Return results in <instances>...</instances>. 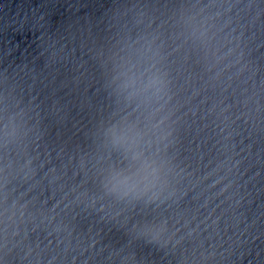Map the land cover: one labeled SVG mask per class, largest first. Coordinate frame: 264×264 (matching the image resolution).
<instances>
[{
	"label": "water",
	"instance_id": "95a60500",
	"mask_svg": "<svg viewBox=\"0 0 264 264\" xmlns=\"http://www.w3.org/2000/svg\"><path fill=\"white\" fill-rule=\"evenodd\" d=\"M0 264H264V0H0Z\"/></svg>",
	"mask_w": 264,
	"mask_h": 264
}]
</instances>
